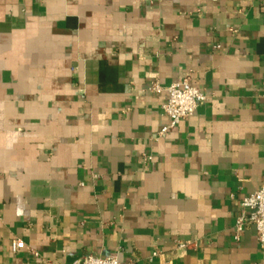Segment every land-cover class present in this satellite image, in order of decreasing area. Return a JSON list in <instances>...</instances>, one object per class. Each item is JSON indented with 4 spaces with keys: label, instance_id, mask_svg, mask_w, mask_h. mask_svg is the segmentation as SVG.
<instances>
[{
    "label": "crops",
    "instance_id": "0c3cea01",
    "mask_svg": "<svg viewBox=\"0 0 264 264\" xmlns=\"http://www.w3.org/2000/svg\"><path fill=\"white\" fill-rule=\"evenodd\" d=\"M183 78L208 100L160 134ZM263 81L264 0H0V264H264Z\"/></svg>",
    "mask_w": 264,
    "mask_h": 264
},
{
    "label": "built area",
    "instance_id": "2783aa9c",
    "mask_svg": "<svg viewBox=\"0 0 264 264\" xmlns=\"http://www.w3.org/2000/svg\"><path fill=\"white\" fill-rule=\"evenodd\" d=\"M151 91L161 93L167 91L168 98L162 104L164 114L168 122L163 126L160 134H164L170 129L176 127L183 119L188 118L196 112L198 107L208 100L207 93L200 87L194 86L188 78L180 79L177 82L167 86L161 85L158 81L152 82L149 87ZM261 98L264 101V81L261 85ZM152 159L151 156L148 157ZM240 212L236 217L234 226V238L239 240L242 233L248 225H254L256 228L257 242L264 249V184L253 193L244 196L240 201ZM191 245L190 241L177 240L178 249H186ZM25 247L22 239H13L11 249L13 252ZM56 264V263H48ZM73 264H137L130 260L121 262L113 255L95 256L87 255L81 261Z\"/></svg>",
    "mask_w": 264,
    "mask_h": 264
}]
</instances>
